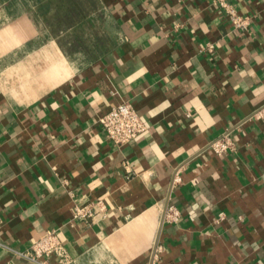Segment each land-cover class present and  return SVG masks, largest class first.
<instances>
[{
  "label": "crops",
  "instance_id": "1",
  "mask_svg": "<svg viewBox=\"0 0 264 264\" xmlns=\"http://www.w3.org/2000/svg\"><path fill=\"white\" fill-rule=\"evenodd\" d=\"M50 2L0 0V264L52 229L74 264H264V0L232 1L246 32L213 0H96L111 35L79 66ZM123 102L147 129L117 148L97 121ZM72 196L106 218L73 224Z\"/></svg>",
  "mask_w": 264,
  "mask_h": 264
},
{
  "label": "built area",
  "instance_id": "2",
  "mask_svg": "<svg viewBox=\"0 0 264 264\" xmlns=\"http://www.w3.org/2000/svg\"><path fill=\"white\" fill-rule=\"evenodd\" d=\"M233 0H213L228 17L236 31L246 32L250 26V19L241 16ZM206 50L209 53L214 52L212 45H208ZM254 117L263 119L264 108L254 115ZM98 124L109 140L115 147L121 148L128 145L133 140L146 132V126L140 118L135 107L129 102H123L113 106L108 112L98 117ZM209 149L218 157L226 156L235 150V142L232 133L227 132L218 139L209 144ZM66 184V181H64ZM181 183L180 169L176 171L173 180V187ZM71 195V193H70ZM73 198L72 223H79L84 228H90L99 224L106 218L105 207L102 202L81 204L78 199ZM182 218V213L174 205H167L163 211L162 223L171 225L177 224ZM225 215L221 213L219 220L224 219ZM1 224V221H0ZM59 231L52 229L45 232L35 240L32 247L24 252L12 251L16 257H19L32 264H74V259L62 243L59 237ZM164 253V247L161 244L155 246L152 252V263L160 264L161 256Z\"/></svg>",
  "mask_w": 264,
  "mask_h": 264
},
{
  "label": "rangeland",
  "instance_id": "3",
  "mask_svg": "<svg viewBox=\"0 0 264 264\" xmlns=\"http://www.w3.org/2000/svg\"><path fill=\"white\" fill-rule=\"evenodd\" d=\"M48 6L61 12V16L53 17L52 21L59 28L60 24L56 22L63 19V32L59 36L69 44L66 50L71 60L79 66L101 54L111 34L96 0H51L44 4V7Z\"/></svg>",
  "mask_w": 264,
  "mask_h": 264
}]
</instances>
